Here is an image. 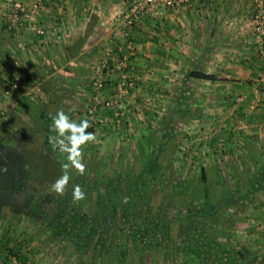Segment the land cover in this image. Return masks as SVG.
<instances>
[{"label":"crops","instance_id":"crops-1","mask_svg":"<svg viewBox=\"0 0 264 264\" xmlns=\"http://www.w3.org/2000/svg\"><path fill=\"white\" fill-rule=\"evenodd\" d=\"M127 1L0 0L1 98L14 76L21 78L16 90L1 100L8 112L0 120V136L19 140L27 154L35 157L43 155L44 158H35L36 163L49 165L52 161V165L59 168V165L69 162L67 153L54 150L49 143V137L56 135L51 117L60 110L76 123L88 120L91 125L87 130L94 133L95 140L82 147V161L86 160L94 170L100 169V158L106 153L102 151L111 153L115 149L126 159V151L130 149L131 154L137 153L136 171L143 165L141 140L155 134H147V131L156 129L155 124H159L161 118H177L179 121L180 118H201L204 122L206 118L215 121L221 118L224 125L232 126L235 118H243L254 110L258 89H262L263 85L260 82L264 80V59L257 47L252 24V16L258 11L257 5L254 0H205L179 9L164 8L161 15L145 16L134 27L132 35L137 53L127 71L129 77L135 80V86L118 105L126 112L127 128L118 132L108 128L106 119L112 117L111 110L90 114L88 102L93 91L92 78L102 55L107 50L118 49L123 43L122 12L128 6ZM15 3L25 7L26 18L25 27L17 34L9 32L3 21ZM38 3L40 6L37 8ZM37 28H44L46 34H38ZM170 43L173 45L172 59L179 62L187 59L182 51L188 44L190 52L192 48L196 49L194 56H190L193 64L215 74L217 79L186 77L178 70L176 61L172 60L175 67L167 63L168 58L163 51ZM169 64L170 68L165 69ZM122 73L117 72L112 77L114 88L122 79ZM171 76L173 83L168 81ZM110 95L112 87L110 91H105L106 97ZM184 98L188 103L184 104L187 105L185 108L180 104ZM12 100L19 101V107L14 110L9 107ZM193 105V108L190 107ZM36 107L43 108L40 118H36ZM187 108L189 116L183 112ZM256 115L257 112L250 115V118H255L251 127L257 128L254 131L259 133L253 134L251 141L254 143H251L255 146V141L260 140L258 144L262 148L264 120L256 118ZM226 133L223 132V135ZM155 136L161 137L158 133ZM120 139L124 141L121 147ZM145 149L150 151L147 146ZM161 152L158 151L157 155ZM130 161L133 165L134 159ZM164 161L157 165H163ZM120 164V169L131 171L128 160ZM70 169L73 170L72 167ZM129 174L137 177L134 172ZM233 236L238 239L237 230L232 231ZM258 248L252 250L264 256L263 247ZM10 249L12 255L19 257L15 264H36L31 252L23 257L16 253L20 250L24 253L27 249ZM10 249L0 245V264H12ZM85 264L108 262L95 259ZM114 264L221 263L216 260H188L179 250L174 252L171 260L164 249H159L153 250L149 256L147 251L140 256L126 255Z\"/></svg>","mask_w":264,"mask_h":264},{"label":"trees","instance_id":"trees-1","mask_svg":"<svg viewBox=\"0 0 264 264\" xmlns=\"http://www.w3.org/2000/svg\"><path fill=\"white\" fill-rule=\"evenodd\" d=\"M187 74L190 78L217 79L215 74L199 68ZM183 112L190 115L187 109ZM191 119L196 118H183L185 122ZM155 134L145 137L149 138V142L141 141L143 165L139 171H134L137 177L121 169L117 175L129 176L127 180L122 178L121 182H116L111 177L112 181L104 183L97 182L96 178L91 179L90 185L84 190L85 193H91L93 199L90 212L77 214L72 211L70 201L65 202L61 208L63 214L58 217L56 213L54 219L45 217L48 219L38 221L37 230L51 229L55 237L73 241L81 251V264L95 256L96 260H107L108 264H114L126 255L140 256L149 249H164L171 260L174 252L179 250L188 260L199 262L216 260L221 264H255L259 261V264H264V256H260L257 251L238 248L237 245L232 247V230H229L231 226L228 224L234 222L232 216L239 211L240 199H252L254 191L264 189V146L245 144V154L241 156L242 166L239 168L229 164L226 167L232 173V183L224 174L225 167L214 164L210 168L202 167L200 181L195 182L199 184L193 190L188 189V177L179 178L176 174L173 175L170 189L166 190L153 177L156 174L155 167L165 159L166 170L171 169L177 145L169 140V132L165 137ZM218 135L214 140L218 141L226 134ZM162 140V152L158 150L161 152L159 155L156 154L157 150L156 153L146 152V145L154 146L156 141L161 143ZM19 148L25 150L21 142ZM222 151L214 154H224ZM143 155H147L150 162H145ZM38 157L44 158L43 155ZM253 164L259 165L258 171L253 170ZM144 172L149 176L146 181L141 179ZM188 190L191 201L182 205L187 201L185 194ZM196 197H201L203 201L195 204ZM171 201L175 206L168 205ZM232 207L236 210L233 211Z\"/></svg>","mask_w":264,"mask_h":264},{"label":"rangeland","instance_id":"rangeland-1","mask_svg":"<svg viewBox=\"0 0 264 264\" xmlns=\"http://www.w3.org/2000/svg\"><path fill=\"white\" fill-rule=\"evenodd\" d=\"M172 46L173 45L171 43L168 44V47L163 52L164 56L168 58H166L168 60L167 63L173 64V66L175 67V64L172 62V60H174L172 59L171 53L173 48ZM187 46L189 47L190 45L187 44ZM188 47H185V49L182 51L183 56H187V59H182L183 61L181 62H179L178 60L176 61V59L174 60L176 61L175 63L178 64V70H181V73L184 72L186 77H188L187 73L190 70L199 68L198 65H195V63L193 64V61L190 57L194 56L193 54L196 49L192 48L193 51L190 52L191 48ZM170 64L169 66H166L165 69L170 68ZM127 70L129 69L127 68L126 71ZM171 78L172 76L168 79V81L170 80V83H173V80ZM261 81H263L260 82V84H263L262 89H258L257 92V97L261 99V105L257 107V103L255 102V108L252 113L248 114L247 116L242 114L243 118H235L233 120L234 123L232 126L227 125V127L226 125H224L225 123L221 122V118L217 119L216 121L213 120V118H206L205 122L201 118L192 119L189 122H185L183 118H180V121L176 120L175 118H161L162 120L158 121L159 124H155L156 129L147 131V134L155 132L158 133L161 137H165V134L169 132V140L177 145V151L175 155L177 159L175 158V161L172 163V168L166 170V161L163 162V165L160 164L155 167L156 174L153 177L156 179L159 186L162 185L166 188V190H169L173 175L176 174L179 178L188 177L189 179L187 180V183L188 185H190L188 189L193 190L196 184L200 181V172L202 167L210 168L214 164H222V166L225 167L226 173L224 174L227 176L228 181L230 183L233 182L231 178L232 173L231 171H229V168L227 169L226 167H228L229 164L238 166L239 168L242 166L243 159H241V156L245 154V144H253L254 141H251V138L254 137L253 134L255 132L259 133L257 131H254L257 128L254 129L251 127V124L253 120L255 121V118H250V115L257 112L258 115H256V118L260 117L263 118L262 120H264V80ZM185 94L186 96H189L187 93ZM90 95H92V91ZM239 96L242 97L241 94ZM185 103L188 104L186 102V98H184V101L180 104L184 105ZM186 106L187 105H184V108ZM190 107L193 108L194 105ZM258 109L259 112L257 111ZM42 111L43 108H35L36 118H40L39 116H41ZM98 112L92 115H95ZM165 112L167 113V110ZM123 118V122L117 125L114 122V115L112 113V117L106 119L108 120L107 122L105 120L104 121L106 123H109L108 128L111 131L113 130L115 132H118L124 130V128H127L128 123L126 122V112ZM100 122L102 123V121ZM262 125H264V123ZM151 129H153V127H151ZM223 132H228L223 139H219L218 141L214 140L217 136H220L218 134H221ZM2 136L3 135H1L0 138H3ZM170 136L172 137L170 138ZM141 141L149 142V138H143ZM123 143L124 141L120 139L119 146H123ZM162 143L163 140L161 141V143L160 141H156L154 146H146L151 152L154 151L156 153V150H160V146ZM258 143H260V140L255 141V146L260 147ZM119 150H121V148ZM221 150H224L222 151L224 154H214V152H220ZM102 152L106 153H104V155H102L100 158L101 163L98 164L101 165L100 169L94 170L91 164H87L86 160H83L82 162L85 165L84 173L81 175L74 168L73 170L69 168L68 172L70 180L68 184L73 185V188L77 185H79L81 188L83 184H86V187H88L90 185L91 179L93 178H96L97 182L104 183L112 181L110 179L111 177L114 178L113 180H115L116 182H121L122 178L127 180L129 176L121 177L120 175H117L119 173L118 171L121 170L120 163L124 160H128V167H130L129 170H131L129 171V173L138 170L134 166V163L136 162L135 156L137 153L131 154L130 149L126 151V159L125 155H122L120 152H116L115 149H112L111 153L106 150ZM143 156L145 162H150L147 155ZM36 158H38V156ZM133 159L134 161L132 165L130 160ZM61 166L62 165H59V168L58 166H53L52 161L49 165L46 163L43 165L40 164L38 175H40L42 178H45V181H48L52 178L54 179L52 182H54L59 176L63 174L62 169H60ZM251 167L254 171L259 170V165L253 164ZM166 176L168 178H166ZM148 178L149 176L147 172H144L141 176V179L145 181L148 180ZM196 181L198 182L195 183ZM217 184H219V182ZM105 186H107V184ZM161 188L162 187H160V189ZM217 189H219V187H217ZM189 192L190 190H188L187 194H185L187 196V201H184L182 205H185V203L191 201V198H189ZM254 197L256 199L253 200ZM254 197L252 199L240 197L242 199H240L239 207L236 206L238 207L237 210H239V212L236 213V216H232V221L234 222L228 223L231 226L229 230H237V235L239 236H237L238 239H236V237L234 236L232 237V247H234L237 243L236 245L238 246V248H243L244 245V248L252 247L251 249H259L258 247L261 246L264 249V189L254 191ZM202 201L203 200L201 197H196L194 200L195 204H200ZM247 202H249V204ZM168 205H172L173 207L175 206V203H172L171 201L168 203ZM232 210L234 211L236 210V208L232 207ZM38 221L40 220L35 221L33 217H30L29 214L24 216L18 212H14L11 215H0V245L5 249H14L16 247L20 249H27L23 251L24 253H22L21 250L16 251V253L17 255L23 257L24 254L29 255V252H31V258L36 261V264L79 263L81 258V251L77 249L76 244L69 239L67 240L66 238L55 237L51 229L45 230L43 228L41 230H37L38 227L36 226V223H39ZM151 252H153V250L149 249L147 252L148 256ZM11 258L12 264H15L19 257L12 255ZM95 259L96 256L93 257L92 260Z\"/></svg>","mask_w":264,"mask_h":264},{"label":"built area","instance_id":"built-area-1","mask_svg":"<svg viewBox=\"0 0 264 264\" xmlns=\"http://www.w3.org/2000/svg\"><path fill=\"white\" fill-rule=\"evenodd\" d=\"M198 1L205 0H128V6L123 15L122 37L123 43L115 50H107L101 57L92 78V95L88 103V112L94 114L100 110H111L114 115L115 124H121L124 120L125 112L118 105L129 94L130 89L135 86V80L129 77L126 69L130 61L136 56L137 49L133 40L132 31L137 23L145 16H158L163 13L164 8H184ZM258 11L252 16L253 33L257 47L264 58V0H254ZM40 3L36 4L38 8ZM25 7L20 3H15L10 12L3 17L5 28L17 34L25 27ZM38 34H46L44 28H37ZM56 32V29H55ZM58 33V32H56ZM17 65V62L15 63ZM121 78L114 88L112 77L117 72H122ZM21 80L19 75H15L13 81L7 84L3 91L2 98L9 97L18 87ZM112 87V95L106 97L105 91ZM0 96V120L8 112L7 106L1 102ZM261 105V99L257 100V107ZM10 109L14 110L19 107L18 100L10 102ZM255 107V106H254Z\"/></svg>","mask_w":264,"mask_h":264},{"label":"flooded vegetation","instance_id":"flooded-vegetation-1","mask_svg":"<svg viewBox=\"0 0 264 264\" xmlns=\"http://www.w3.org/2000/svg\"><path fill=\"white\" fill-rule=\"evenodd\" d=\"M19 143L15 138H0V215L18 212L24 216L29 214L35 221L54 219L56 213L58 217L63 214L61 208L68 201L77 214L85 215L93 209L91 193H85L84 200L73 199V185H67L63 196L52 192L54 179L45 181L38 175L40 164L36 163L35 155L21 151ZM82 186L83 191L87 189Z\"/></svg>","mask_w":264,"mask_h":264},{"label":"clouds","instance_id":"clouds-1","mask_svg":"<svg viewBox=\"0 0 264 264\" xmlns=\"http://www.w3.org/2000/svg\"><path fill=\"white\" fill-rule=\"evenodd\" d=\"M51 119L53 131L56 135L49 137V143L54 150L58 149L61 153L68 154L69 162L61 166L63 174L51 185L52 192L63 196L70 180L69 168H75L81 175L84 173L85 165L82 162V147L94 141L95 135L87 131L91 126L88 120H81L76 123L63 110L58 111ZM73 199L77 202L85 199V192L79 185L73 189Z\"/></svg>","mask_w":264,"mask_h":264}]
</instances>
